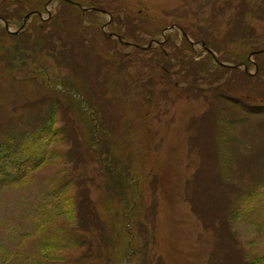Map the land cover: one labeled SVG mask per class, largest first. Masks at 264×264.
<instances>
[{"label": "rangeland", "instance_id": "obj_1", "mask_svg": "<svg viewBox=\"0 0 264 264\" xmlns=\"http://www.w3.org/2000/svg\"><path fill=\"white\" fill-rule=\"evenodd\" d=\"M114 168L139 264H264V0H0V264H126Z\"/></svg>", "mask_w": 264, "mask_h": 264}, {"label": "trees", "instance_id": "obj_2", "mask_svg": "<svg viewBox=\"0 0 264 264\" xmlns=\"http://www.w3.org/2000/svg\"><path fill=\"white\" fill-rule=\"evenodd\" d=\"M122 167V166H120ZM121 168L115 169L114 172H117L119 177H122V181L120 183L119 188H117L116 180L114 182L115 187L113 190L116 189L113 193L115 196L121 197V201L126 200L127 207L123 209L125 215L123 216V221H121V217L119 211L118 213L113 212V207L99 210L97 207L94 206L93 202L90 201L89 203L83 204L85 206L79 209L77 217H78V229L81 230L79 235L69 237V245L70 244H78L83 247H87L89 251H91V244L89 236L97 235L98 241L100 243L99 251L102 254H106L108 257L113 256L116 252L122 255H126V264H139L141 262V252L138 251V246H135V240L137 236L134 233V229L138 230V226L140 225L138 222L137 214H135V209H137L138 204L134 203L135 205L132 206V197L127 192L128 189H132L129 184H127L126 179L124 178V173L120 171ZM110 176H113L112 172H109ZM115 175V174H114ZM115 179V178H114ZM117 179V178H116ZM118 180V179H117ZM124 183V184H123ZM123 184V185H122ZM82 205V206H83ZM112 210V211H111ZM111 213V214H110ZM135 217V218H133ZM120 225L124 230L120 231L117 225ZM132 225V226H131ZM131 226V227H130ZM89 233V235H88ZM142 231L140 235L142 236ZM129 237V240L125 237ZM87 250V249H86ZM88 251V250H87ZM128 253H130V257H128ZM90 256L89 259H91ZM112 258H110V262ZM142 264H145L142 260ZM158 264H164L163 261L158 262Z\"/></svg>", "mask_w": 264, "mask_h": 264}, {"label": "water", "instance_id": "obj_3", "mask_svg": "<svg viewBox=\"0 0 264 264\" xmlns=\"http://www.w3.org/2000/svg\"><path fill=\"white\" fill-rule=\"evenodd\" d=\"M31 15V14H30ZM30 15L27 16V18L30 17ZM26 22V21H25ZM213 56H215V54L211 51V50H208Z\"/></svg>", "mask_w": 264, "mask_h": 264}]
</instances>
